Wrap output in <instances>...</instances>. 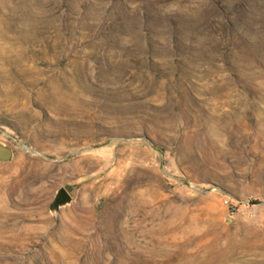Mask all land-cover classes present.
<instances>
[{"label": "rangeland", "instance_id": "obj_1", "mask_svg": "<svg viewBox=\"0 0 264 264\" xmlns=\"http://www.w3.org/2000/svg\"><path fill=\"white\" fill-rule=\"evenodd\" d=\"M0 149V264H264V0H0Z\"/></svg>", "mask_w": 264, "mask_h": 264}, {"label": "water", "instance_id": "obj_2", "mask_svg": "<svg viewBox=\"0 0 264 264\" xmlns=\"http://www.w3.org/2000/svg\"><path fill=\"white\" fill-rule=\"evenodd\" d=\"M11 156V152L8 149H0V157L3 159H9ZM72 198L70 196V194L65 190V189H61L59 190L57 196L54 199L53 202V207L54 208H58L61 205H65L69 202H71Z\"/></svg>", "mask_w": 264, "mask_h": 264}, {"label": "bare ground", "instance_id": "obj_3", "mask_svg": "<svg viewBox=\"0 0 264 264\" xmlns=\"http://www.w3.org/2000/svg\"><path fill=\"white\" fill-rule=\"evenodd\" d=\"M220 252H221V251H220ZM220 252H219L218 254L214 255V258L212 257L211 259H215V260L217 259V262H218L219 259H220V260H223V261H225V260L228 261V260H233V259H234V258H233V255H230V256L227 255V254L224 255V254H222V253H220ZM213 253H216V252H213ZM225 253H227V252H225ZM232 253H233V252H232ZM208 256H209V255H208ZM211 259H210V260H211ZM205 260H206V259H205ZM205 260H204V261H205ZM207 260H209V259H207ZM220 260H219V261H220ZM212 261H214V260H212ZM233 261H234V260H233ZM205 262H206V261H205ZM205 262H204V263H205ZM207 263H208V262H207ZM209 263H210V262H209ZM231 263H232V261H231ZM226 264H227V263H226Z\"/></svg>", "mask_w": 264, "mask_h": 264}]
</instances>
